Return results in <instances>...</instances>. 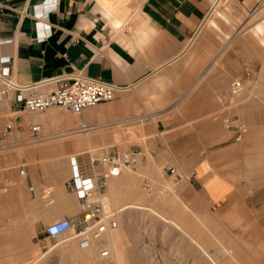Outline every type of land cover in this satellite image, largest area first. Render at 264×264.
<instances>
[{"label": "crops", "instance_id": "1", "mask_svg": "<svg viewBox=\"0 0 264 264\" xmlns=\"http://www.w3.org/2000/svg\"><path fill=\"white\" fill-rule=\"evenodd\" d=\"M254 5L0 0V89H6L0 151H11L0 156V203L23 227L34 221L33 244L51 238L47 226L81 213V200L67 186L71 156L87 175L101 169L90 167L89 156L138 149L143 157L132 170L155 175L174 168L176 176H170L179 198L193 209L234 201L238 160L244 163L253 147L236 141L264 132V48L247 35L244 18ZM77 74L114 84V99L79 115L57 107L17 111L18 89L25 95L48 92ZM236 79L244 85L234 95ZM35 124L39 131L31 129ZM227 187L232 190L226 199L219 198Z\"/></svg>", "mask_w": 264, "mask_h": 264}, {"label": "rangeland", "instance_id": "2", "mask_svg": "<svg viewBox=\"0 0 264 264\" xmlns=\"http://www.w3.org/2000/svg\"><path fill=\"white\" fill-rule=\"evenodd\" d=\"M257 1L255 0V4ZM263 16L264 1L258 8L254 9L253 7L251 11L245 13L244 18L247 20L246 27H248L247 35H252L249 30L250 26ZM241 30L245 29L242 28ZM251 37L254 44H259L253 35ZM50 109L52 108L47 110ZM245 140L250 141L253 147L250 150L251 153L243 159L244 163L238 160L239 163L234 173L235 187L233 193L237 194L234 199L241 203L238 206L239 209H234L235 201L227 200L225 203L215 205L212 208L204 207L195 210L179 198L172 176L168 171H160L156 172L155 175H149L134 172L131 167H123L122 169H126L128 173L137 177L135 195L124 196L121 194L123 195V198L121 195L119 197L121 202H111L109 184L112 177H110L104 203L109 209L115 210L127 201L149 205L165 216L175 217L177 223L181 226L185 224L186 226L182 227H186L185 229L190 230L193 234L198 230H202L204 232L212 231L219 236L223 235L230 246H234V248H238L244 253L246 264H264V132L251 134V136L244 135L236 141V146L242 145ZM9 153L11 151H0V156ZM145 178L149 181L147 187L144 186ZM44 190L47 194L48 188H44ZM230 190H232L231 187H227L218 197L226 199ZM6 192V189L1 190L3 194ZM47 195L45 201H49L52 197L50 194ZM8 207V205L0 203V264L69 263V257L61 247L60 242L70 235V231L57 235L55 238H48L43 244H33V226H30L27 222V225L23 227V221L19 222L11 219ZM135 209L120 210L118 216L116 215L117 227L114 228V230L118 229L119 234L121 233L120 240L123 241V247L128 250L130 264H135L136 260L147 263L148 256H151L153 261L147 264H196L199 254L194 253V245L188 241L184 234L182 235L177 229L178 227L162 222L160 217L158 218L153 212H147L145 209V211ZM244 213H246V217ZM146 215L149 216L146 217ZM177 216L178 218H176ZM184 217L185 221H182ZM130 219L131 221H129ZM188 224L189 226L194 225L189 227ZM51 245L52 250L50 249ZM212 247L213 245L210 246V248ZM41 254L42 256H40ZM99 260L102 264L104 263L101 259Z\"/></svg>", "mask_w": 264, "mask_h": 264}, {"label": "built area", "instance_id": "3", "mask_svg": "<svg viewBox=\"0 0 264 264\" xmlns=\"http://www.w3.org/2000/svg\"><path fill=\"white\" fill-rule=\"evenodd\" d=\"M263 1L258 0L254 9L258 8ZM52 7L54 4H49L46 8ZM43 13L44 11L40 9L36 10L38 15ZM7 72L8 69L4 68L1 74L5 75ZM230 86L234 95L243 89V83L239 79L232 81ZM116 90L117 87L110 82L77 74L69 83L48 92L35 91L25 95L21 89H18L15 105L17 111L24 109L30 112H42L57 107L73 115H79L86 107L114 99ZM5 94L6 89H0V102ZM39 128L38 124L31 126L34 132L39 131ZM81 128L87 127L83 124ZM142 157L143 152L138 149H115L107 156H89L90 167L99 166L101 169L85 175L79 170L76 158L71 156L72 174L67 186L81 200V213L74 220L64 219L47 226L45 232L48 237L55 238L61 233L70 231L67 237L76 241L79 247L87 248L93 240L100 239L108 230L114 229L117 226V211L107 208L104 204L109 178L117 176L123 167H133ZM168 170L170 174L176 176L174 168ZM22 172L20 170V173ZM144 186H149L146 178ZM99 256L104 264H116L110 249L104 245L99 248Z\"/></svg>", "mask_w": 264, "mask_h": 264}, {"label": "bare ground", "instance_id": "4", "mask_svg": "<svg viewBox=\"0 0 264 264\" xmlns=\"http://www.w3.org/2000/svg\"><path fill=\"white\" fill-rule=\"evenodd\" d=\"M220 16H224V14L220 11H218ZM252 32L253 37L258 41V43L263 45L264 48V16L261 17L259 20H256L249 29ZM251 35V36H252ZM259 44V45H260ZM261 46V45H260ZM244 85V84H243ZM94 106V105H93ZM90 107V106H89ZM95 107V106H94ZM93 107H91L92 109ZM53 109V108H52ZM88 109V108H87ZM55 110V109H53ZM58 111V110H57ZM61 111V110H60ZM85 111V109L83 110ZM56 112V111H55ZM62 113V112H61ZM60 114V113H59ZM53 116V115H52ZM63 116V115H62ZM61 116V118H62ZM60 117V116H59ZM58 117V118H59ZM52 119V118H51ZM55 119V118H53ZM60 119V118H59ZM61 120V119H60ZM56 128V127H55ZM48 129V128H47ZM72 130V129H71ZM91 130V129H90ZM81 131V130H80ZM53 132V131H52ZM55 132V131H54ZM79 132V131H78ZM77 132V133H78ZM82 132V131H81ZM50 133V132H48ZM80 134V133H79ZM84 134V133H82ZM88 134V133H87ZM60 135V134H59ZM63 135V134H62ZM74 136H76L74 134ZM61 138V137H60ZM73 138V137H72ZM80 138V137H79ZM44 139V138H43ZM42 139V140H43ZM49 139V137H48ZM47 139V140H48ZM56 139V138H55ZM70 139V138H69ZM46 140V139H45ZM46 140V143H47ZM54 140V139H53ZM59 140V139H58ZM44 141V140H43ZM42 141V142H43ZM48 142H50L48 140ZM59 159L58 158V163H59ZM53 161H55L53 159ZM57 162V161H56ZM62 162V161H60ZM54 163V162H53ZM58 165V164H57ZM56 165V166H57ZM62 165H64V163H62ZM60 167V166H59ZM120 176L119 178H113L114 176H112V178L110 179V184H109V197L111 202L114 203H119V201L121 200L119 197L121 194H123L124 196H133L136 193V189H135V182L137 177H135V175H131L130 173H128L126 171V169H121L119 172ZM64 174V173H63ZM62 174V175H63ZM67 174V172H66ZM61 177V175H60ZM63 177V176H62ZM118 177V176H117ZM263 177V176H262ZM260 177V178H262ZM59 181V180H58ZM262 181V180H261ZM260 184V182H259ZM262 184V183H261ZM18 191V190H17ZM141 191V190H140ZM20 192V191H19ZM19 192L17 194H19ZM106 195V194H105ZM123 195L122 198H123ZM237 194L233 193V197L235 198ZM21 196V195H20ZM54 196V195H53ZM63 196V195H62ZM65 196V195H64ZM60 197V196H59ZM135 197V196H134ZM20 198V197H19ZM44 198V197H43ZM75 198V197H74ZM132 198V197H131ZM233 198V199H234ZM76 199V198H75ZM128 199V198H126ZM166 199V198H165ZM106 200V196H104V202ZM108 200V199H107ZM33 201V200H32ZM71 201V200H70ZM75 201V200H74ZM235 201V205H234V209L237 208L239 209L238 206L241 205V203L234 199ZM121 202V201H120ZM171 203V202H170ZM105 204V203H104ZM109 204V202H108ZM156 204V203H155ZM38 205V204H37ZM106 206V205H105ZM107 207V206H106ZM158 207V206H157ZM108 208V207H107ZM128 208H136V209H142V210H147L151 212H153L154 214H156L158 216V218L160 217L161 221L166 223V224H173L174 226L178 227L177 229H179V231L182 233V235L184 234V236L188 239V241H190L193 245H194V253L199 254L197 256L196 259V264H246L244 262V253L238 249V248H234V246H230L227 242H226V238H224L223 235H217L216 233L210 231V232H204L202 230H198L196 232H194V234L192 232L187 231V229H185L184 225H180L179 223H177L175 221V217L171 218L168 216H165L163 214H161L160 212H158L156 209L150 207L149 205L146 204H140L137 202H123V204L121 205L120 208L118 209H114L115 211H117V216H118V212L120 210L123 209H128ZM162 208V207H161ZM135 209V210H136ZM160 209V208H158ZM164 209H166L164 207ZM144 210V211H145ZM171 210V209H170ZM134 211V210H133ZM178 211V210H177ZM38 212V211H37ZM144 215L145 213L142 212ZM176 213V212H175ZM180 213V212H178ZM183 213V212H182ZM181 213V214H182ZM137 214V213H136ZM149 214V213H148ZM165 214V213H164ZM177 214V213H176ZM185 214V213H184ZM183 214V215H184ZM246 213H244V216L246 217L247 215H245ZM140 215V214H139ZM179 215V214H178ZM186 215V214H185ZM149 215H146V217ZM154 216V215H153ZM151 216V217H153ZM180 217V216H179ZM189 217V216H188ZM37 218V217H36ZM130 218V217H129ZM139 218V217H138ZM141 218V217H140ZM178 218V216L176 217ZM182 218V217H180ZM179 218V219H180ZM183 219V218H182ZM128 220V219H127ZM144 220V219H143ZM190 220V218H189ZM188 220V221H189ZM29 221V220H28ZM131 221V219L129 220ZM185 221V217L184 220ZM190 222V221H189ZM34 221L30 220L29 224L30 226H33ZM188 223V222H186ZM191 223V222H190ZM189 223V224H190ZM188 224V226H189ZM194 225V224H193ZM192 225V226H193ZM163 226V225H162ZM186 226V225H185ZM191 226V225H190ZM189 226V227H190ZM191 226V227H192ZM117 227V226H116ZM34 229V227H33ZM32 229V230H33ZM117 229V228H116ZM118 230V229H117ZM117 230H108L106 233L103 234V236L98 239V240H93L90 244L89 247L87 248H81L79 247V245L77 244L76 241H74L72 238L66 237L64 239H62V241L60 242V244H62V248L63 250L67 253V256L69 257V263L68 264H102L101 262H99L100 260V256H99V248L101 246H106L110 249L113 258L116 261V264H130V258L128 255V250L125 249V247H123L122 242L120 240V234L117 232ZM121 230V229H120ZM113 231V232H112ZM121 232V231H120ZM180 233V234H181ZM62 236V235H61ZM63 237V236H62ZM61 239V238H60ZM125 239V238H124ZM186 239V240H187ZM126 242V240H124ZM135 244V243H134ZM147 245V244H146ZM190 245V243H189ZM213 245L212 248H210V246ZM61 248V249H62ZM142 248V247H141ZM191 248V246H190ZM50 249L52 250L53 247L51 245ZM129 249V248H128ZM131 249V248H130ZM143 249V248H142ZM145 249V248H144ZM192 250V249H191ZM136 251V250H134ZM133 251V252H134ZM144 251V250H143ZM148 251V250H147ZM146 253V252H145ZM63 254V253H62ZM148 254V253H147ZM193 255V254H192ZM42 256V254L40 255ZM147 257V256H146ZM144 258V257H143ZM37 260V258H35ZM141 260V259H140ZM148 262L150 263L153 261L151 256H148L147 258ZM134 262V261H133ZM147 263H143L140 262L139 260L135 261V264H147ZM104 264V263H103Z\"/></svg>", "mask_w": 264, "mask_h": 264}]
</instances>
